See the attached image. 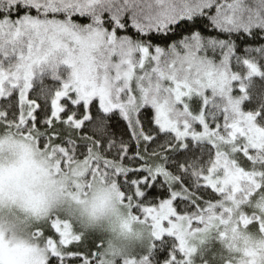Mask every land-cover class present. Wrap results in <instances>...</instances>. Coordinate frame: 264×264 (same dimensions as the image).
Returning a JSON list of instances; mask_svg holds the SVG:
<instances>
[{
    "label": "snow or ice",
    "instance_id": "1",
    "mask_svg": "<svg viewBox=\"0 0 264 264\" xmlns=\"http://www.w3.org/2000/svg\"><path fill=\"white\" fill-rule=\"evenodd\" d=\"M0 131L119 190L148 235L113 264H256L234 241L264 234V0H0ZM32 235L107 264L59 212Z\"/></svg>",
    "mask_w": 264,
    "mask_h": 264
},
{
    "label": "clouds",
    "instance_id": "2",
    "mask_svg": "<svg viewBox=\"0 0 264 264\" xmlns=\"http://www.w3.org/2000/svg\"><path fill=\"white\" fill-rule=\"evenodd\" d=\"M54 211L100 236L107 264H113V257L131 253L148 235L111 181L97 180L76 189L34 141L0 131V261L48 264L47 248L32 232ZM234 243L242 260L246 262L244 253L250 252L256 264H264V234L240 229Z\"/></svg>",
    "mask_w": 264,
    "mask_h": 264
}]
</instances>
